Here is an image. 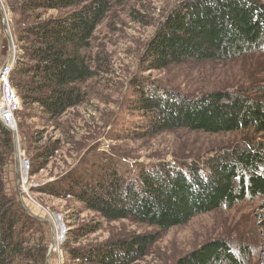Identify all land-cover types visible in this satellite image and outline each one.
<instances>
[{"label":"trees","instance_id":"obj_1","mask_svg":"<svg viewBox=\"0 0 264 264\" xmlns=\"http://www.w3.org/2000/svg\"><path fill=\"white\" fill-rule=\"evenodd\" d=\"M111 2L23 0L7 6V11L19 17L13 20L12 36L21 54L14 67L12 64L10 82L23 107L29 111L38 107L48 122L56 123L83 102L78 84L93 76L84 51ZM54 10L68 13L47 19L38 13ZM257 50L264 51V0H186L159 24L139 66L142 72L157 71L187 62L232 59ZM149 86L138 85L131 102V108L147 118L146 136L178 129L207 134L264 133V86L254 95L214 90L196 97ZM23 131L26 146L19 140L26 153L32 138ZM13 148V136L0 122V264H46L50 229L45 220L27 213L18 201ZM31 149L35 164L31 167L30 162V176H34L60 150V141H47L43 147ZM92 158H82L73 169L46 186L31 189V193L68 197L103 220L131 219L159 231L83 248L73 245L99 225L78 228L63 246L71 264H134L157 241L160 231L184 225L197 215L232 207L248 196L264 197L261 143H248L212 158L206 171L194 164L180 170L158 163L142 166L134 179L123 173L118 154L100 153ZM10 179L12 188H8ZM220 262L240 264L226 242L215 240L188 253L177 264Z\"/></svg>","mask_w":264,"mask_h":264},{"label":"rangeland","instance_id":"obj_2","mask_svg":"<svg viewBox=\"0 0 264 264\" xmlns=\"http://www.w3.org/2000/svg\"><path fill=\"white\" fill-rule=\"evenodd\" d=\"M21 1L0 0V67L7 63L14 67L21 54L12 36L13 20L19 17L6 10L8 5ZM181 1L186 0H112L109 12L92 36L90 47L84 51L93 76L78 84L84 95L83 102L69 109L56 123L48 122L38 107L29 111L20 104L15 113L17 132L14 136L20 148L19 139L26 146L21 137L22 130L27 137L31 136V148L43 147L47 141H60V150L46 167L31 176V181L39 184L37 187H28L33 201L16 184L17 160L14 152L13 170L18 201L25 210H29L30 215L45 220L50 229L46 264H71L63 246L78 228L99 225V229L73 245L83 248L99 247L133 234L159 231L156 227L131 219L103 220L96 213L86 210L81 203L68 201V197L56 199L31 193V189L46 186L73 169L82 158L93 159L100 153H116L121 158L119 165L125 176L134 179L142 166L150 167L158 163L172 164L180 170L194 164L206 171L214 157L248 143L264 144V133L258 134L252 130L207 134L178 129L146 136L147 118L131 108L138 85L146 84L153 86L151 88L188 97L214 90L254 95L259 87L264 86L262 50L247 51L232 59L187 62L157 71H141L139 64L142 52L165 16ZM38 13L47 19L62 17L68 10ZM4 27L13 43L11 50ZM22 115L23 118L20 117ZM16 148L14 146V151ZM31 148H28L26 155L32 167L35 161ZM11 179L8 188L13 187ZM54 213L61 215L67 229L66 237L57 250H54L59 242L57 230L51 229L50 222V215ZM54 227L62 230L58 222L54 223ZM215 240L226 242L239 258L240 264H264V197L248 196L232 207L200 214L184 225L160 231L157 241L134 264H177L188 253ZM244 249L248 251L242 254Z\"/></svg>","mask_w":264,"mask_h":264},{"label":"built area","instance_id":"obj_3","mask_svg":"<svg viewBox=\"0 0 264 264\" xmlns=\"http://www.w3.org/2000/svg\"><path fill=\"white\" fill-rule=\"evenodd\" d=\"M12 64L7 63L4 66L0 67V120L1 124L4 125L14 136L17 132V125L15 120V113L20 108L19 98L10 82V72ZM16 146V137L13 142ZM17 144V145H16ZM16 160L18 164V184L19 188L27 195L30 201H33L30 194L29 186L37 187L39 184L37 182L31 181L30 176V160L26 156V153L19 146L16 148ZM28 188V189H27ZM53 231L57 230V246L54 247V250H57L62 245V242L65 239L66 227L63 223L62 217L58 213L50 215ZM58 222L62 230L54 227V223ZM57 240V239H56Z\"/></svg>","mask_w":264,"mask_h":264},{"label":"water","instance_id":"obj_4","mask_svg":"<svg viewBox=\"0 0 264 264\" xmlns=\"http://www.w3.org/2000/svg\"><path fill=\"white\" fill-rule=\"evenodd\" d=\"M3 31H4V34H5V36H6V38H7V40H8V44H9V48H10V50H11V47H12V40H11V38H10V36L8 35V32H7V30L5 29V27H4V29H3ZM0 122H1V120H0ZM15 141V136H13V142ZM14 144V143H13ZM14 146H15V144H14ZM15 153H16V151H14ZM15 172H16V177H15V180H16V184H17V186H18V164H17V161H15ZM19 198V197H18ZM26 211H27V213H29L30 214V212H29V210H27L26 209ZM52 227V226H51ZM52 230H53V228H51ZM49 256V253L47 254V257Z\"/></svg>","mask_w":264,"mask_h":264}]
</instances>
